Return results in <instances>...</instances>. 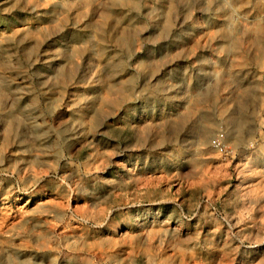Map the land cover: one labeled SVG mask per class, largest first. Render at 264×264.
I'll return each instance as SVG.
<instances>
[{
	"label": "rangeland",
	"instance_id": "1",
	"mask_svg": "<svg viewBox=\"0 0 264 264\" xmlns=\"http://www.w3.org/2000/svg\"><path fill=\"white\" fill-rule=\"evenodd\" d=\"M0 264H264V0H0Z\"/></svg>",
	"mask_w": 264,
	"mask_h": 264
},
{
	"label": "built area",
	"instance_id": "2",
	"mask_svg": "<svg viewBox=\"0 0 264 264\" xmlns=\"http://www.w3.org/2000/svg\"><path fill=\"white\" fill-rule=\"evenodd\" d=\"M223 141L224 139L222 134L215 136L213 139H211V146L219 152H223L225 149Z\"/></svg>",
	"mask_w": 264,
	"mask_h": 264
}]
</instances>
